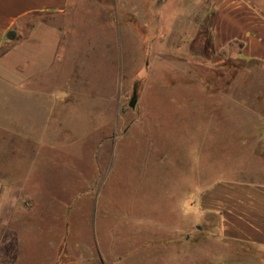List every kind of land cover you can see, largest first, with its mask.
Masks as SVG:
<instances>
[{
  "label": "rangeland",
  "instance_id": "rangeland-1",
  "mask_svg": "<svg viewBox=\"0 0 264 264\" xmlns=\"http://www.w3.org/2000/svg\"><path fill=\"white\" fill-rule=\"evenodd\" d=\"M213 11L211 0H72L6 41L39 31L25 40L27 81H0V113L58 132L37 150L0 129L12 211L0 264H264V246L227 239L194 198L243 171L231 145L245 115L264 113V63L240 41L218 46ZM55 28L57 53L43 37Z\"/></svg>",
  "mask_w": 264,
  "mask_h": 264
},
{
  "label": "crops",
  "instance_id": "crops-1",
  "mask_svg": "<svg viewBox=\"0 0 264 264\" xmlns=\"http://www.w3.org/2000/svg\"><path fill=\"white\" fill-rule=\"evenodd\" d=\"M72 0H0V81H27L28 61L26 60L25 40L38 29L23 35L22 41L6 43L13 39L16 31H23L22 24L29 17L38 15L66 14ZM262 4V2H261ZM214 12V27L218 46L232 41L242 42L241 55L244 59L264 63V10L254 0H211ZM51 28V27H50ZM18 34V33H17ZM48 46H56L58 52L59 31L46 30ZM13 38H10V37ZM55 43V44H54ZM24 61V65L21 62ZM54 58H51V62ZM53 65V64H52ZM39 67V63L37 64ZM37 67V68H38ZM14 72L12 73V71ZM0 113V129L5 131V139L19 144H28L37 150L44 145L48 133L56 134L58 127L43 128L39 133L36 125H29L21 118L7 119ZM246 118V119H245ZM242 140L237 145H231L232 156L244 160L243 171L232 173L228 182L220 183L200 193L201 205L198 211L208 208L221 219V232L227 239L238 240L246 244L264 246V113L250 111L243 118ZM17 127V128H15ZM8 141V142H9ZM3 147L14 152L12 144ZM231 156V155H230ZM36 166V165H35ZM34 163L28 164L27 176L32 174ZM239 171V170H238ZM249 171V173L247 172ZM249 174V175H248ZM250 176V177H248ZM0 180V222L8 228L12 213L11 208L2 205L3 200L10 196V191ZM185 196V192L181 197ZM179 197V198H181ZM199 202V201H198ZM180 203L187 207L189 201L184 197ZM206 205V207H202ZM207 210V209H206ZM11 229H7L10 231ZM113 234L110 233V238ZM111 244V243H110Z\"/></svg>",
  "mask_w": 264,
  "mask_h": 264
},
{
  "label": "water",
  "instance_id": "water-1",
  "mask_svg": "<svg viewBox=\"0 0 264 264\" xmlns=\"http://www.w3.org/2000/svg\"><path fill=\"white\" fill-rule=\"evenodd\" d=\"M10 38H13L12 36ZM132 107H134V104L131 105Z\"/></svg>",
  "mask_w": 264,
  "mask_h": 264
}]
</instances>
